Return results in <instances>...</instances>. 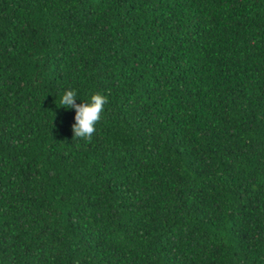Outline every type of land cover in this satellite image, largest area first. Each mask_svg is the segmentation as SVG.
Wrapping results in <instances>:
<instances>
[{"label":"trees","instance_id":"obj_1","mask_svg":"<svg viewBox=\"0 0 264 264\" xmlns=\"http://www.w3.org/2000/svg\"><path fill=\"white\" fill-rule=\"evenodd\" d=\"M0 264H264V0H0Z\"/></svg>","mask_w":264,"mask_h":264},{"label":"clouds","instance_id":"obj_2","mask_svg":"<svg viewBox=\"0 0 264 264\" xmlns=\"http://www.w3.org/2000/svg\"><path fill=\"white\" fill-rule=\"evenodd\" d=\"M77 97L75 91H66L61 99L60 103L65 108H76V124L73 126L74 138H83L88 142H91L92 135L95 133V125L101 119V113L104 110V105L107 103V98L101 94H93L90 98V102L83 103L79 106L74 104Z\"/></svg>","mask_w":264,"mask_h":264}]
</instances>
